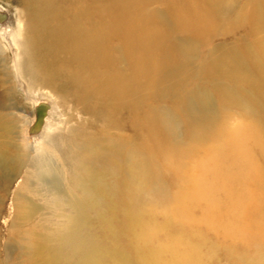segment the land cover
Here are the masks:
<instances>
[{
	"label": "bare ground",
	"instance_id": "bare-ground-1",
	"mask_svg": "<svg viewBox=\"0 0 264 264\" xmlns=\"http://www.w3.org/2000/svg\"><path fill=\"white\" fill-rule=\"evenodd\" d=\"M155 1L162 0H21L22 24L0 1V35L11 44L15 63L6 65L9 56L0 40V204L4 195L12 196L18 253L0 264H206L210 252L204 254L203 245L182 242L181 236L170 238L171 244L158 240L166 226L157 223L158 204L170 219L203 205L206 217L214 209L227 214L247 201L246 187L254 182L260 191L253 210L264 215V169L257 159L258 154L264 162V110L227 124V107L238 105L233 83L246 81L264 101V59L251 49L219 51L211 65L204 62L197 74L207 86L192 87L175 108L155 110L147 103L162 133L159 149L150 152L109 130L120 107L140 121V102L148 92L159 100L191 86L196 73L179 61L171 35H193L191 20L210 22L222 14L223 0H181L186 12L179 21L177 5L159 10L151 5ZM253 6L252 36L264 47V0ZM185 38L179 39L186 42L179 52L189 61L186 45L195 42ZM145 65L149 68L142 70ZM210 90L220 97L217 108ZM18 91L32 102L35 118L14 103ZM82 114L90 116L91 130L71 121L83 122ZM103 123L102 131L93 130ZM182 125L188 141L177 135ZM164 173L176 176V191L167 187ZM134 235L144 246L130 259L119 252V240ZM178 243L185 245L177 249Z\"/></svg>",
	"mask_w": 264,
	"mask_h": 264
},
{
	"label": "rangeland",
	"instance_id": "rangeland-1",
	"mask_svg": "<svg viewBox=\"0 0 264 264\" xmlns=\"http://www.w3.org/2000/svg\"><path fill=\"white\" fill-rule=\"evenodd\" d=\"M0 1L4 2L10 7V9H12V11L15 13V16L17 17V21L22 24L19 21L20 13L22 10L21 0ZM184 1L189 3L191 1L196 2V0ZM255 1L259 0H223L222 4L220 5L222 14H220L219 17L216 16L210 22H206L205 20L190 21L189 28H193V35H191V32H188L190 34L189 35L186 32L180 33V31H178L174 35L172 34L171 38L174 45L173 49L174 51H178L176 53L180 59L179 61L182 64H186L187 66H189L190 70L196 73L195 77H193V83L191 84V86L189 85L187 89H185V91L183 90V92H181L179 95H176V98L174 97V95H169L165 91L166 95H164L163 98L159 100H156L155 98L150 99L147 96H150L151 93L148 92V94L144 97V100L139 99L143 100L140 102V106H143L144 109H142L140 115L144 120L141 119L140 121H137L128 108L120 107L118 110H116L117 113L113 117L114 123H112L114 126H108L113 137H131L133 144H141L146 150L150 152L159 149L160 145L158 143L161 142L162 133L156 126V122H154L157 114L154 111L151 112L150 109L146 107V105H148L147 103H150L151 108H155V110H162L166 108L170 110L175 108L178 101L184 100L188 97L187 93L191 90L192 87L207 86L205 82L206 78L200 76L201 65L204 64V62H207V64L211 65V61L213 60L212 58H216L219 51L223 52L231 50L237 51L240 49H251L252 53L255 54V57H257L258 59H264V47H260V45L256 41V38L252 36L253 28L251 27V24L249 22V10L254 7L253 4ZM172 4L177 5L176 8L179 10L181 15L179 14V12L175 15L176 18H178L177 20L182 21L180 17L184 16L186 10L185 6L183 5L184 3H182L181 0H162L161 2L155 1L151 5L155 9L170 11L172 9ZM201 6L202 5L200 4L199 9H202ZM163 12L165 13V11ZM159 27L163 28L162 25H160ZM171 32H173V30ZM184 34L188 35L189 38H185L186 36L180 37L184 36ZM180 38H185L186 41H188V39H192L195 42L193 45H186L187 49L191 50V57H189V61L186 60V58L179 52L181 48L184 49L186 43L182 41L179 42ZM0 40L2 41L1 44L3 48H5L9 56V58L6 59L5 63L7 66L12 68L15 63L11 44L7 42V40H4L1 35ZM182 45L183 47H181ZM140 55H142L141 57L145 58V53H140ZM153 66L155 68H158V65L151 64V68ZM148 68L149 66L145 65L144 69L142 70H146ZM197 73H199L200 75H198ZM241 81V84L233 83L230 87L234 93L233 96H236L238 99V101L236 102L238 105H230L227 107V124L230 127L239 124L242 120L248 119L250 115H261L263 114L262 111L264 110V101L260 99L259 96L253 93L246 81ZM253 83L254 85H259L256 80H254ZM180 84H182L181 87L184 86L183 82H180ZM3 91L4 90L0 88V98L2 97ZM209 92L211 93L210 102L212 103V107L217 108V105H219L220 102V97L215 90H210ZM1 100L4 99L1 98ZM13 101L18 105L21 110L20 112H22L24 115L29 116L30 118L36 117V115L32 113V102L26 98L23 92H16ZM223 112L226 113V110L223 109ZM82 116H84L83 122L76 119L74 120V118L71 121L80 126L83 124V127H89L91 130L92 128L88 126L90 122V116L87 114H82ZM144 124L147 127L143 126ZM104 126V123L99 124V126L94 128L93 130L102 131ZM155 126L157 127V130H155L156 128H153ZM63 129V133H65V129L67 128L65 127ZM177 132V135L181 142L189 140V131L186 130L184 125L177 126ZM249 143L253 145L254 140L250 139ZM248 148H251L253 151L255 149L250 145H248ZM197 151L198 146L194 144L191 154L196 155ZM257 156L256 157L258 159L259 166L264 169V162L259 157L260 155L257 154ZM162 163L163 162H160L159 166H163V168L166 167V164L168 165L167 162H165V165ZM195 167H198L197 163L194 164V168ZM164 174L165 175H163V178L166 182L167 187L171 190V192L176 191L180 186V184H178L177 182V179L175 178L176 176L174 177L173 175H169L167 173ZM17 186L18 180L12 185L11 190L14 191ZM246 188L248 192H250L249 194L250 197L252 196V199L248 200L249 194L245 195V201L246 199L247 201L245 203H242L241 207L235 208L237 210L234 209L231 213L227 214H225L226 210H219L218 212H216L214 209V212H212L213 215L208 214V216L206 217V213H204V209L206 208L205 205H203L197 207L193 206L190 215L185 218H172L171 216L170 219L167 218V215L164 213L163 207L158 204V208L154 209V212L156 213L157 223L160 226L164 224L166 225L164 226L166 231L164 230L159 234L158 240L163 244H171L170 238L172 239V237L181 236V241L183 239L184 242H194L198 245H203L204 254H208L210 252L206 260H204L206 261V264H262L261 254H263L264 257V228H258L257 224L262 216V218L264 219V215H257L255 213V210H253V204L256 203L253 197H256V193H259L260 190L258 187H255L254 182H251ZM4 190L5 187L2 186V192ZM3 198L4 201L2 204H0V260L7 259L8 255L13 259H16L18 253L16 249V243L13 242V240H15L13 238V233L16 229V224L14 222L12 196L10 194H6ZM228 198L230 201V195H228ZM216 213H223L222 217H219ZM262 213L264 214V209ZM239 219H242L240 223L237 222L239 221ZM181 222L184 224L181 225ZM215 222H217V224ZM235 225L237 226L236 231L234 229ZM228 226L231 228H229ZM227 229L230 231L228 232ZM232 233H234L235 235H232ZM98 235L99 237L103 238L105 235V231H99ZM137 237V235L131 237L122 236L119 240V252L128 255V258L130 259L135 258L138 254V251H141V248L144 246L142 240L138 239ZM128 243H130L129 250L126 248ZM184 245L185 244L181 245L178 243V246H175L178 249V247L182 248V246ZM212 253L213 255H211ZM166 256L167 257L165 258L170 257V255Z\"/></svg>",
	"mask_w": 264,
	"mask_h": 264
}]
</instances>
